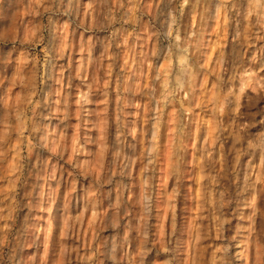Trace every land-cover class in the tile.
<instances>
[{
	"label": "rangeland",
	"instance_id": "1",
	"mask_svg": "<svg viewBox=\"0 0 264 264\" xmlns=\"http://www.w3.org/2000/svg\"><path fill=\"white\" fill-rule=\"evenodd\" d=\"M0 264H264V0H0Z\"/></svg>",
	"mask_w": 264,
	"mask_h": 264
},
{
	"label": "bare ground",
	"instance_id": "2",
	"mask_svg": "<svg viewBox=\"0 0 264 264\" xmlns=\"http://www.w3.org/2000/svg\"><path fill=\"white\" fill-rule=\"evenodd\" d=\"M213 11H212V16L214 15V14H216V10H218V6L217 5H215L214 7H213V9H212ZM169 25H170V23L167 25V31H168V29H169ZM156 72L154 73L155 75H154V78H156L155 76H157V74H158V72H159V69L157 68L156 70H155ZM160 73V72H159ZM201 75H202V73H200ZM199 74V75H200ZM200 75V76H201ZM198 80V79H197ZM197 84V83H196ZM196 84H195V86H196ZM197 88V87H196ZM151 89H153V88H151ZM154 90V89H153ZM153 90H151L150 92H152ZM154 92V91H153ZM153 94V93H152ZM150 95V94H149ZM161 95H162V93H161ZM163 95H164V93H163ZM166 96H167V94H165ZM153 96V95H152ZM165 96V97H166ZM151 97V96H150ZM170 97V96H169ZM164 98V97H163ZM167 98V97H166ZM159 100H162V97H156L154 100H152L151 101V103H150V109H149V122H150V127H149V129H148V134H149V139L147 140V143H146V150H147V152L149 153H151L152 151H154L155 150V153L157 152V154H158V152H160L159 150H160V146H158V147H154L156 144H155V142L153 143V140H158V138H160V130H159V126H160V123L161 122H159L160 121V119H161V115L162 114H164V116H165V118L167 119V122H165V124L164 123H162V124H164L165 126H166V129H167V126L168 125H171V126H173V123H174V119H173V113H174V111H173V104L171 103V102H167L166 104L163 102V101H161V103L159 104L158 103V101ZM169 100V99H168ZM163 102V103H162ZM164 104V105H163ZM162 107V108H161ZM163 107H164V109H163ZM164 110V111H163ZM164 113H163V112ZM164 120V119H163ZM161 124V125H162ZM161 127V126H160ZM167 132V131H166ZM160 143V142H159ZM161 144V143H160ZM164 177V176H163ZM162 177V178H163ZM160 181V180H159ZM164 181V180H163ZM161 183H162V181H160ZM145 198H146V196H145Z\"/></svg>",
	"mask_w": 264,
	"mask_h": 264
}]
</instances>
